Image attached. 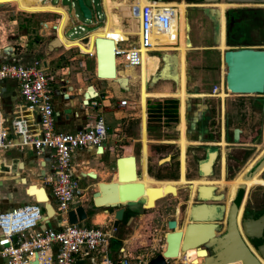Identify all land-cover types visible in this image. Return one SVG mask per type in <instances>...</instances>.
<instances>
[{"label": "crops", "instance_id": "0c3cea01", "mask_svg": "<svg viewBox=\"0 0 264 264\" xmlns=\"http://www.w3.org/2000/svg\"><path fill=\"white\" fill-rule=\"evenodd\" d=\"M119 1L122 3H127L129 5L128 6L129 10L132 13H134L137 16V18H139L138 16L139 10L143 5L159 6L160 9L168 8V7H164L165 5L174 7L173 9L174 12L179 13V17L178 19H176L175 22L176 24H178L179 27V30L175 28L176 33H180L182 31L184 33H187V25L185 19L186 6L183 3H174V4L172 3L169 4L164 2L151 3L148 2L147 0H119ZM133 10H135L136 12H133ZM173 28L174 26H172V29ZM57 31L59 34L58 36L56 33H53L52 35L55 38L54 34H56L57 43L58 45H62V47L59 46L52 48L50 46V43H48L45 46V48L41 49L40 51H37V49L31 51V49L29 50V45L24 42L25 38H21L22 41H19L20 43H17V45L20 46V50L15 48L13 45H7V46L0 45V62L7 61V62L26 64L31 62L32 60L37 59L41 62L42 67L46 71H50L53 73L52 77L56 78L58 88L57 89L49 88L50 89L49 92H51L52 95L51 102L53 106V121H54L55 131L74 132L78 129L87 127L88 124H90L93 121L94 117L99 116L102 118L106 127V132H108L107 138L105 139L102 146L100 148H85V149L74 150L71 152L70 155L69 172L74 178L77 179V185L79 189V193L75 198V205L82 206L86 214V219L84 222H82L83 224L84 223L85 224L83 225L82 223H80V225L82 224L81 226H85V227L104 226L107 228L111 227L113 229L112 239L109 241V246H108V253L111 256V258L114 259L118 257L117 250L122 248L125 251V253L130 257L131 261L134 263L149 260L150 258L155 256L165 248L164 236L167 233V231L163 233L159 245H155L154 243L150 245V250H152L151 251L152 253H149L146 256L135 255L136 250L133 251V248L134 246L136 248V240L138 244L137 246L139 248L140 246L142 247L145 245L144 240L140 241V239L145 238V236L147 237L150 236L151 232H147V227L144 224L150 222V219L152 218L153 214L156 212L159 204L172 197L170 195L164 196L161 188L163 187L165 188L166 185L174 187L176 189L175 191L176 195L174 199L175 205H178L179 203H182L183 201L186 200L188 193L187 187H189V189L190 188L193 189L192 186H194L195 180L198 179L196 177L195 178L189 177L187 179L185 178V175H187L186 174L187 166L185 161H184V166H181L180 147L177 157L180 162V176H179V163L178 160L177 163H175L176 161L173 162V160H176V158L174 159L173 155H170V162L163 163L161 165L157 164V161L163 157L161 156V154L166 151V148L171 147L172 144L174 145L173 142H178L180 140L181 122H179L178 125L179 127L178 138L176 140H174L175 138L173 137L172 134H170L171 136L170 139L162 138L161 140H159L157 137L158 131H155V128L148 129L146 126L147 113L149 112V109H152L150 110L149 114H157V112H154V109H156L155 106H158L156 104L147 103L148 100H157V99L166 100V98H176L178 101H180V99L177 96V92L149 93L146 92L143 88V93H141L142 92L141 89L139 91L140 87L138 80L131 81L129 77H126L127 91H125V93H122L121 90H119L116 85L115 86L111 85V87L104 88L103 91L98 89L97 86L95 87L92 86L93 95L90 99L95 101L97 103V106L94 109H90L89 107H86L83 104V100H84L83 95L85 89L87 88V86L84 83L85 76L82 74L78 78V74H76L77 76L76 79L70 77L66 78V72H69V70L75 69L78 71V68H80L79 67L80 60H77L78 65H74L73 67H71V69L70 68L64 69V71L59 73H57L58 69L52 70V68H49L50 64L51 65L53 64L51 63V60H54V58L58 59L64 57V52H68V49H72L68 47L69 44L65 40L66 38H64L62 36V33H60L61 29L58 28ZM66 36L70 37L69 34L67 33ZM156 38L154 36L155 44H157ZM107 39L113 42V39L111 37H107ZM63 47L67 51L61 49ZM258 48L264 49V43L258 46ZM59 49H61L62 52L54 55V52H56ZM189 49L190 48L188 47L185 51H188ZM215 49L221 51L220 47L219 48L216 47ZM157 51L165 52L167 50L159 49ZM34 52H36V54H34ZM89 52L93 54V51L81 50V54L82 53L86 54ZM168 54H172V52H169ZM22 56H24L26 59H24ZM78 56L79 54L71 58H67V60L78 59ZM59 60L60 59H58V61ZM59 62H60V66L64 64V61H59ZM146 66H147L146 57H143L142 65L138 72V78L140 77V75H142V77L144 78V85L146 78ZM50 74L49 77L51 79V83H54V80L50 76ZM100 80L109 81V79H105V78H102ZM130 86H134L136 88L135 94H129ZM151 88L147 87L146 89H148V91H151ZM141 94L142 96H144V99L141 98L142 97ZM216 97L220 98V93H218ZM256 98L257 99L255 100L260 99L259 97ZM121 100L126 101V105L123 107L118 106V102ZM168 100L170 99H167L166 101ZM74 102H76V105L74 104ZM165 105L166 103L162 107H164ZM162 107L159 108L162 109ZM256 110L257 107L255 109V112ZM179 111H180V107H179ZM142 112L144 115L143 117H142ZM24 114H28V113L24 112L22 101L18 95L17 85L14 82H10V81L0 82V119L8 121L12 117H15L17 115L22 116ZM176 114H177V110H176ZM180 114L179 116L181 117ZM159 115H161V119L167 120V118L164 117L160 112ZM254 115L255 117H257L256 113ZM26 116L28 117L29 115ZM104 117H106V120ZM226 117H228V119H231L230 124L232 125V127L238 126V124L241 122L239 118L238 119H236L235 117L230 118V116H226ZM142 119L144 123L139 129V124H140L139 122H141ZM223 125L225 127V123ZM263 125H264V120H262V125H261L262 131H263ZM224 127L222 126L221 130L222 132L226 133L227 130ZM140 130L143 137L142 143L145 137V141H146L145 144L144 143L141 144ZM217 133L219 135V131ZM243 136H245V131L240 129L239 140H238L239 142L241 141ZM191 138H192V133H191ZM218 141L219 138L216 141L205 139L202 144H198L196 142L198 145L187 146L189 147L188 151H190L189 156L193 154L197 156L196 159H201L203 155H205L204 153L205 151H203L204 148L201 147L215 146V144H217ZM189 142H195V141H189ZM197 146L200 147L198 148ZM248 146L249 145L243 146L239 144L238 146L235 147H225L224 148L225 159L223 158L224 164L227 163L228 160H233V157L230 158L228 156L230 149L241 150L243 149V147L249 148ZM216 150L219 154L218 147ZM188 151L185 150V153ZM129 155L135 158V165L137 172L139 174V176L134 179V182L148 181L154 183L156 186L146 185L147 187L146 189L154 188L156 192L152 194V196H148L146 194V191H144L143 195L146 198V204H147V206H144L145 207L144 211L142 213H138L135 215H132L131 213L128 212L129 215L126 217L124 222L120 221L117 224V226L113 228L112 227L113 215L107 214L102 209H95L91 203V195L94 191H96V185L98 183L115 181L114 161H116V159L120 157L129 156ZM142 159H144L143 160L145 164L144 168H142V164L140 163ZM46 162H47L46 155H36L35 152L30 147H6L0 149V212L17 208L24 204H29V203H24L20 205L18 202L13 201V194L12 191L9 190V188H13V191L18 193L23 192L22 193L23 196L28 198L30 200V203L34 201L35 193L33 191H29L27 195L33 196L34 198L28 197L24 193L26 191L25 189L26 185L31 184L29 186H35V189L43 188L44 194L47 197L48 185L46 181H47V176L49 175L50 168H49V164ZM3 169L8 170V172L2 171ZM224 171H225L224 176L226 177L227 171L225 169V165H224ZM88 172H92L93 177L87 176ZM30 175L32 176L36 175L37 180L39 182L37 181L35 182L31 180L29 178ZM218 178H219V155L216 164V169L211 172V176L205 177L204 179L216 180ZM16 179L23 180L24 184L21 185L20 187L14 186L12 181L17 182ZM6 182L8 183L6 184ZM32 183H36V184L40 183L41 185H35V184L32 185ZM217 191L219 190L215 188L211 190L209 197L210 201L207 199L209 203H211V206L205 204L208 215H211V213H213V208L217 206V204H219L218 201L219 194ZM3 195L5 199H3L4 198ZM200 198L201 197L199 196L198 198L194 199V201H197ZM37 202H47V199L43 200L37 198ZM166 211L167 210H165V212ZM174 211L175 208H173L170 211L169 215L168 214L166 215V219L164 220L165 228H166L165 223H167V221H169L170 219H172V217H174L175 214ZM196 212L198 215H204V212L202 211H196ZM124 213L125 212H123V214ZM44 215L45 212L43 214V217ZM46 215L50 217L52 216V213L47 211ZM96 219L102 220L101 221L102 223L97 222ZM50 223H52L50 225L51 228H55L57 226V221L54 218V215L53 218H49L48 223L42 222L44 226ZM216 224L217 225L220 224L222 226V223H216ZM221 226L219 227V230H217L216 235L222 233L224 226L223 227ZM156 247L157 249H155ZM206 252L208 253L209 250H206ZM178 255L179 258L178 256H176L175 258L177 259L175 261H171V260L168 261V264H193V262L191 261L195 259L194 252L187 253L186 255H184V257L182 254H178ZM190 256H192V258H190ZM210 260H211L210 256L209 254H207L204 258L200 257L198 259V264H212ZM98 262H99L98 256L92 254L87 258L77 260L74 264H98ZM0 264H4V262L1 259H0Z\"/></svg>", "mask_w": 264, "mask_h": 264}, {"label": "rangeland", "instance_id": "374dc122", "mask_svg": "<svg viewBox=\"0 0 264 264\" xmlns=\"http://www.w3.org/2000/svg\"><path fill=\"white\" fill-rule=\"evenodd\" d=\"M84 4L91 10L92 18L89 21H83L80 18L74 0H0V7L7 5L6 8H0V45H13L15 48L20 50V46L17 43L22 41L21 38H25L24 42L29 45V50L40 51L44 49L45 46L51 42L54 38L53 33L57 32V29L60 28L62 36L66 38L65 40L69 44L68 47L72 49H68V52H64V57L58 58L59 61H64V64L60 66V62L57 58L51 60L52 65L50 64L49 68L52 70H57L59 72L64 71V69H71L74 65H78L77 60H80L78 71L75 69L69 70L66 72V78L70 77L76 79V74H78V78L83 74L85 76V85L87 87H95L97 86L98 89L103 91L104 88L111 87V85L115 84L112 82V79L109 81L106 80H96L94 78V63H93V54L86 53L78 57V59L67 60V58H71L75 55L81 53V50L89 51L88 47V40L89 37H102L107 39V37H111L113 39L114 49L116 51L117 43L124 37H129L126 44H119L118 47H126L127 44L131 45L134 43V37L138 31V18L137 16L132 13L127 3H122L119 0H83ZM163 2V1H162ZM179 2V1H178ZM169 4H174L176 2H164ZM215 6V5H213ZM213 6H208V10H215ZM250 6H242V7H228L226 11L232 9L227 12L229 13L228 20L224 18L225 21V33H226V44L227 49H236V48H251L256 49L257 44L254 40L255 33L252 31L253 23L249 22L248 19V12H243L242 10L235 9H248ZM211 13V11H208ZM217 13V11H216ZM188 18V19H187ZM190 18V20H189ZM218 18V13H217ZM185 19L187 25V45L189 46V50L184 55L186 70L189 73L190 83L187 86L186 91L193 92L195 91V87L193 86L192 81L198 85V88L201 93L205 95H212V97L205 96L204 103L207 105V112L202 117L201 123L204 126H208L210 131L216 134L219 131V136L221 135L222 126L225 129L232 130L233 128H240L241 130L245 131V136L241 139L240 145H258L257 149L255 148H245L246 150H238L236 151V156L240 157L239 164L236 165L238 169L234 172H229V174L225 177L226 180L232 179L248 162L252 160L257 161L259 156L261 157V147L264 144V132H262L261 127L262 125V116L258 114L259 107L255 106L253 101L257 99L256 97H264V94L261 96H249V95H233L230 94L225 89L224 85V74H225V67L221 62V56L216 48L217 44H215V35H216V28L214 21H211L210 17H208L201 9L196 11H186L185 12ZM194 19V20H193ZM260 19V20H259ZM258 19V24H262V16ZM176 20L174 19L172 22V26H174ZM174 34L176 33L175 27L172 29ZM65 33V34H64ZM66 33L69 34L70 37L66 36ZM57 34V33H56ZM56 34H54L56 36ZM166 34L157 35V44L160 46L164 45V38ZM218 35V32H217ZM261 35V33H256V37ZM57 37V36H56ZM16 45V46H15ZM66 50L64 47L61 48ZM59 49L54 52V55L57 53L62 52ZM78 50V51H77ZM67 51V50H66ZM93 51V49L91 50ZM79 52V53H78ZM169 52V51H167ZM167 52H159V53H167ZM172 52V51H171ZM159 53H148L146 57L147 66H146V78H145V85L144 90L146 92H169V93H176L178 91V80L176 79L177 89L175 90L171 83L166 82H158L152 88L151 91L146 89V85L149 81L151 76L155 77L157 73V69L159 67V60L158 54ZM173 53V52H172ZM36 54V52H34ZM174 59L176 62L175 70L176 77L179 79L178 76V69L180 65V55L177 52H174ZM26 59L24 56H22ZM56 57V56H55ZM165 59V58H164ZM174 65V61L170 60V64L167 63L166 67L170 68ZM52 66V67H51ZM118 68V69H117ZM50 71H46L45 73L48 74L46 80L49 88L57 89V82L56 78L52 77L53 73ZM167 72L164 70L163 73ZM50 76L53 78L54 83H51ZM115 75L120 77H129L131 81L138 80V73L130 68L122 69L120 64L115 66ZM141 76V75H140ZM61 77V76H59ZM127 79V78H126ZM144 79V78H143ZM156 79H167L170 80L169 77L164 76H156ZM154 81L151 82V85L154 84ZM185 85V84H184ZM140 91V88H139ZM125 93V91H121ZM136 88L134 86H130L129 94H135ZM139 93V92H138ZM220 93V98L216 97ZM51 94V92H50ZM52 96V95H51ZM142 96V94H141ZM142 98V97H141ZM144 99V98H143ZM170 100L176 101L177 106V114L176 119L172 120H164L161 119V115L149 114L147 113V120L146 126L148 129L155 128V131H158L157 137L159 140L163 139H170V134L173 135L176 140L178 138V130H179V122H180V111H179V101L176 98H166ZM164 99H157V100H148L147 103L156 104L159 107H162L165 104ZM139 101V100H138ZM76 105V102H74ZM156 107V106H155ZM257 110L255 112V109ZM150 108V106H149ZM141 112V111H140ZM259 115L261 116L260 121L256 123V120L253 118ZM142 112V117H143ZM235 117L236 119H240V123L238 126L232 127L231 119L228 117ZM106 120V117H104ZM191 119H189L190 121ZM227 120V121H226ZM224 121V122H223ZM139 129L143 125V119L139 122ZM169 123V124H168ZM174 123V125L171 124ZM168 124V125H167ZM259 126V128H258ZM260 129V132H259ZM195 134V132H193ZM108 132H106L107 138ZM257 136V140L250 143V138L252 136ZM262 136V137H261ZM140 140L141 144L143 137L140 130ZM143 146V145H142ZM249 147V146H248ZM248 149V150H247ZM216 149L212 148H204L205 155L201 159H196L195 162L197 164L204 160L205 156L208 152L214 151ZM178 149L175 145H171V147L166 148V151L161 154L164 156L166 154L173 155L174 159H177ZM225 153V150H224ZM261 153V154H259ZM190 151H188L185 155L184 161L186 162V166L189 168L188 159H189ZM259 154V155H258ZM258 157V158H257ZM225 159V155H224ZM249 160V161H248ZM176 160H173L175 162ZM116 161H114L115 163ZM172 162V161H171ZM177 163V161L175 162ZM179 163V162H178ZM262 166V165H261ZM263 169V170H262ZM259 170V174L257 178L259 179L258 182L251 187L246 192V197L248 199H255L261 198L263 199L264 190L262 187L258 185H262L264 178L262 174L264 173V167ZM261 170V171H260ZM2 171H5L3 169ZM221 172V170H220ZM258 172V171H255ZM138 173V172H137ZM195 178L194 175L187 174L185 178ZM33 181H37L36 175L29 177ZM17 182H13L14 186L20 187L24 184L21 179L17 180ZM8 182H6L7 184ZM29 183V182H28ZM27 183V184H28ZM10 184V183H9ZM41 185L40 183H32V185ZM31 185V184H29ZM27 185L25 189L29 186ZM187 187V186H185ZM8 189V188H6ZM24 189V190H25ZM13 194V201L18 202L20 205L24 203H30V200L23 196V192L18 193L13 191V188H9ZM190 190V196L192 195L194 189ZM226 188L217 191L219 194V206L225 208L226 207ZM180 192V191H179ZM168 194V193H166ZM166 194H163L164 196ZM225 195V198H224ZM189 196V197H190ZM4 197V195H3ZM2 197V198H3ZM208 198V197H206ZM5 199V197L3 198ZM175 197L172 196L168 200H165L161 204H159L156 212L153 214L150 222L145 223L144 225L147 227V232H151L150 236H145V238H141L140 241L144 240V246H137L136 240V248L134 246L133 251L136 250L135 255L146 256L149 253H152L150 250V245L154 243L155 245H159L161 237L166 230L164 227V220L166 219V215L170 214V211L173 208H176L175 205ZM209 200V199H208ZM206 200L204 204L211 206V203ZM160 201V200H159ZM189 204V202H188ZM224 205V206H223ZM52 208L55 207V204L51 202ZM165 210H167L165 212ZM40 214H44V210L42 209V205H39ZM104 211V210H103ZM106 211V210H105ZM168 217V216H167ZM175 217V216H174ZM173 218V217H172ZM171 220V219H170ZM52 223L47 224V227H50ZM83 224V223H82ZM81 224V225H82ZM85 224V223H84ZM83 224V225H84ZM223 225V223H222ZM166 226V223H165ZM223 227V226H221ZM154 230V231H153ZM149 248V249H148ZM157 249V247L155 248ZM138 250V252H137ZM192 258V256H190ZM198 257L197 259H199ZM173 259L172 261H175ZM147 261V260H146ZM140 264V263H139Z\"/></svg>", "mask_w": 264, "mask_h": 264}, {"label": "water", "instance_id": "95a60500", "mask_svg": "<svg viewBox=\"0 0 264 264\" xmlns=\"http://www.w3.org/2000/svg\"><path fill=\"white\" fill-rule=\"evenodd\" d=\"M150 1L162 2V0ZM244 2L247 3L248 1ZM74 4L81 19L85 21L91 20V12L84 4L83 0H74ZM209 11L214 15L216 44L218 32L217 13L215 10L210 9ZM134 12L136 11L134 10ZM54 40L55 38L51 40L50 46L52 48L59 47L55 46ZM92 48L94 77L99 80L102 78L112 79V82L119 90L127 91V79L115 75L116 62L113 42L108 39L95 38L92 43ZM80 56L81 55L79 54L78 57L80 58ZM158 60L159 67L156 76L161 77L162 74H164V76L169 77L170 80L156 79V76H151L147 83V87L151 88L158 82H169L176 90L177 77L174 72L176 66L174 54L159 53ZM170 60L174 61V65L167 68L166 64H170ZM221 62L225 67V89L230 94L249 96H261L264 94V49H251L244 47L226 49L221 55ZM164 70L167 72L163 73ZM190 78L191 77H189V73L186 70L185 91L190 83ZM152 81H154V84L151 85ZM192 83L195 87V91H186L187 93L204 94L200 92L195 80H193ZM91 91L92 88L87 87L83 98L85 99L86 94H90L89 92ZM204 98L205 97H190L185 101V137L188 141H195L198 144H202L205 140V132L200 131L199 129L202 125L200 124L202 117L208 110L207 105L204 103ZM83 104L85 105L86 102L83 101ZM189 119L191 120L189 121ZM172 125H174V123L171 124V127ZM193 132H195V134ZM239 134V129H232L231 139L233 142H238ZM197 147L199 148L200 146ZM203 147L217 149L215 146ZM186 150L188 151L189 147H187ZM218 155L217 150L208 152L204 160L197 164L199 172V175L197 176L198 179L211 176V172L216 169ZM196 158L197 156L194 155V159ZM177 160L178 158L176 161ZM168 162H170V155L166 154L157 161V164L161 165ZM263 164L264 153L259 159H257V161H255L243 178L248 179ZM207 165H209L208 172L205 174L202 172V166ZM114 175L115 181L98 183L96 185V191L91 195V203L95 209L106 210L105 212L107 214L113 215V228H115L121 221L123 212L127 211L132 215L142 213L146 204L142 184L134 182V179L138 177L139 174L137 173L135 158L133 156L129 155L116 159ZM87 176L93 177V175L89 174H87ZM21 181L23 182V180ZM187 189L188 193L186 200L176 206L174 211L175 217L166 223L167 233L164 236L165 248L147 260L146 264H166L165 259H177L175 257L178 256L179 258L178 254H182L184 257L183 253L188 249H194L196 254L203 255V257L209 254L212 264H223L235 261H239L240 264H261L259 261L264 262V215L261 214L254 218H245V216L242 215L241 207L239 218L236 220L240 202L244 195V187L242 185L239 186L235 198L229 204L226 211L225 223L223 222V214L225 211L223 207L217 205L213 208V213H211V215L207 214V208L204 202L210 197V192L208 190L198 187L190 196V190L188 187ZM28 190L33 191L36 198L43 200L46 199L42 188L34 189V186H28L25 192ZM164 191H169L166 195L174 197L176 195V192L172 187L166 186ZM155 192L154 188L146 190L148 196H152ZM204 194H207L208 198H202V195ZM199 196L201 198L194 201V199ZM42 204L45 212L42 222L48 223L49 218H53V215L50 217L46 215V207L52 214L53 210L48 203V199L46 204ZM196 211H202L204 212V215H198ZM85 219V211L80 205H77L66 213V221L69 225L82 223ZM219 221H222L224 229L222 233L216 235L217 230H219L220 227V225H217L216 223H219ZM250 243H256V245H251ZM206 250H209V252L207 253Z\"/></svg>", "mask_w": 264, "mask_h": 264}, {"label": "built area", "instance_id": "2783aa9c", "mask_svg": "<svg viewBox=\"0 0 264 264\" xmlns=\"http://www.w3.org/2000/svg\"><path fill=\"white\" fill-rule=\"evenodd\" d=\"M172 11L173 8L143 5L139 10L137 34L132 36L134 43L118 47L126 44L129 37L117 43L116 65L138 73L142 51L145 55L157 53L153 51L157 47L154 32L168 33ZM47 76L37 59L26 64L0 62V82L10 81L17 85L24 112L28 113L8 121L0 119V149L30 147L36 155H46L50 168L47 197L50 206L51 202L55 204L51 208L57 221L55 228L44 226L43 214L39 211V205L43 204L35 200L0 212V259L4 264H74L95 254L98 264H146V261L132 262L122 248L117 250L118 257L111 258L108 253L113 233L111 227L67 224L66 213L77 206L75 198L79 193L77 179L69 172L71 152L100 148L106 139V127L102 118L96 116L85 128L74 132L55 131ZM125 105V100L118 102L119 107ZM85 106L94 109L97 103L87 99ZM168 261L165 259L166 264Z\"/></svg>", "mask_w": 264, "mask_h": 264}, {"label": "bare ground", "instance_id": "6f19581e", "mask_svg": "<svg viewBox=\"0 0 264 264\" xmlns=\"http://www.w3.org/2000/svg\"><path fill=\"white\" fill-rule=\"evenodd\" d=\"M210 6H213V5H210ZM248 6V5H247ZM7 5H4L0 8H6ZM214 8H216V11L218 13V35H217V46L216 47H220V48H224V51L227 49V44H226V34H225V21H224V13L226 11V8L228 7H234L232 5H227V4H215V6H213ZM168 8H173L174 7H168ZM172 19L171 21L169 22V28H168V33H166L165 35V38H164V46L161 47L160 45L158 44H155L157 47L153 48V51L159 53L160 51H157L159 49H166L167 51L169 52H178L180 54V65H179V69H178V76H179V79L176 78L178 80V91H177V96L178 98L180 99V103H179V107H180V111H181V117H180V122H181V125H180V130H181V137H180V140L178 142H173L174 145L176 146V148L178 149V153H179V147L181 149V152H180V155H181V166H184V156H185V150L187 148V146L189 145H198L196 142H189L186 137H184L185 135V101L187 98H196V97H205V96H209V97H212V95H205V94H190V93H187L185 91V74H186V65H185V60H184V55L187 51H185L189 46L187 45V33H184L183 31L180 32V33H177L176 35L172 32V22L173 20L175 19H178L179 17V13L178 12H174V10L172 11ZM176 15V16H174ZM174 27L179 30V27H178V24H174ZM57 33V36L59 35L58 34V31L56 32ZM163 33H160V32H157L155 31L154 32V36L155 38L157 37V35H161ZM55 36V35H54ZM101 36V35H100ZM95 37V38H101V39H104L102 37ZM94 37L90 36L89 37V40H88V44H89V51H91L93 48H92V43H93V40L95 39ZM127 37H124L122 38L119 42L121 41H125ZM154 39V37H153ZM157 39V38H156ZM111 41V40H110ZM155 41V40H154ZM157 41V40H156ZM54 44L55 46H62V45H58L57 43V37L55 36V40H54ZM114 47V46H113ZM165 51V52H167ZM142 56H141V60L143 59V57H145L146 55L144 54V51H142ZM167 52V54L169 53ZM220 53V56L222 55V51H218ZM81 54V53H79ZM82 55V54H81ZM84 55V54H83ZM116 66V65H115ZM139 87L141 89V93H143V88H144V79L142 77V75L140 76L139 78ZM85 92V91H84ZM90 94H86V98L83 100L86 102V100L91 97L93 95V92H89ZM144 98V96H142V99ZM239 129V128H237ZM240 130V129H239ZM222 131V130H221ZM232 131V130H231ZM184 132V134H183ZM264 140V139H263ZM145 137H144V141L143 143L145 144ZM172 142V141H171ZM178 145V146H177ZM239 145V141L238 142H233L232 139H231V142H228L225 138V133L222 132L221 133V136L219 138V141L217 142V144H215V146H217L219 148V178L216 179V180H207V179H204V178H200V179H197L195 180V183H194V186H192V188L194 190H196L198 187H202L203 189H206L208 190L209 192H211V190H213L214 188L217 189V190H222L223 188H226V207H225V211L227 210V207L228 205L231 203V201H233V199L235 198V195H236V192H237V189L239 188V186H243L244 187V195H243V198L240 202V207H239V210H238V213H237V217H236V220L239 218V215H240V210H241V207L244 203V200H245V196H246V192L251 188L253 187L257 182H258V174H259V170H257L258 172H255L253 173L248 179H244V175L245 173L253 166L254 164V160H252L251 162H248L232 179L230 180H226L224 179V162H223V158H224V148L225 147H235V146H238ZM258 146V145H257ZM259 147V146H258ZM257 149V147H256ZM143 153V152H142ZM261 153L263 154L264 153V144L263 146L261 147ZM259 153V154H261ZM144 154V153H143ZM258 154V155H259ZM261 154V155H262ZM125 157V156H124ZM260 157V156H259ZM143 158V157H142ZM258 158V157H257ZM144 159L141 160V164H142V168H144ZM179 161V159H178ZM249 161V160H248ZM220 163H221V167H220ZM208 167L209 165L207 166H202V172H204L205 174L208 172ZM264 167V164L259 168H263ZM6 170V169H5ZM221 170V172H220ZM263 170V169H262ZM261 171V170H260ZM6 172H8V170H6ZM140 173V172H139ZM87 174L89 175H93L92 172H88ZM140 184H142L143 186V189L144 191H146L147 187L146 185H153V186H156L154 183H151V182H148V181H142V182H138ZM27 186V185H26ZM168 187H172V186H169V185H166ZM165 186V187H166ZM158 187V186H157ZM175 191L176 189L174 187H172ZM189 188V187H188ZM34 189H35V186H34ZM44 189L42 188V191ZM162 190V193L163 194H166V193H169V191H164V187L161 188ZM30 190H28L27 192H24L26 195L27 193L29 192ZM43 194H44V191H43ZM28 196V195H27ZM45 198L48 199V197H46V195L44 194ZM28 197H33V196H28ZM208 197V195L204 194L202 195V198H206ZM34 198V197H33ZM224 198H225V195H224ZM35 201L37 202V198L35 197L34 198ZM45 199V200H46ZM9 201V200H8ZM189 202V201H188ZM37 203H44L46 204L47 202H37ZM145 206H147V204H145ZM224 206V205H223ZM47 211L50 212L47 208ZM51 213V212H50ZM53 215V214H52ZM225 217V216H224ZM97 220V219H96ZM102 220H97V222H101ZM102 223V222H101ZM100 224V223H99ZM190 252H194V257L195 259H193L191 262H193V264H198V257H203V255H200V254H196V251L194 249H188L186 250L183 254L186 255L187 253H190ZM261 264H264L263 261H259ZM223 264H240L239 261H235V262H229V263H223Z\"/></svg>", "mask_w": 264, "mask_h": 264}, {"label": "flooded vegetation", "instance_id": "af4514ba", "mask_svg": "<svg viewBox=\"0 0 264 264\" xmlns=\"http://www.w3.org/2000/svg\"><path fill=\"white\" fill-rule=\"evenodd\" d=\"M162 1L163 2L183 3L186 6L185 12L189 11V10L190 11H196L198 9H201V11H203L208 17H210L211 21H214V15L208 12L209 11L208 8H210L208 6H210V5H215V4L230 5V4H232V5L237 6L238 8L248 5L250 7L247 10L235 9V11L242 10L243 12H248V19L247 20H249V22L253 23L252 31H254L256 33H261V35H259L257 37H256V33L254 34L255 35L254 40L256 43H258L256 48L260 49V48H258V46H260L261 44L264 43V0H214V1H208V0H162ZM244 1H248V2L245 3ZM157 7H159V6H157ZM164 7H171V6L165 5ZM230 10H232V9H229V11H227V12H233ZM227 12L224 13V18H226L225 16H227V15H225V14H227ZM260 16H262V24H258V19L260 18ZM189 20H190V18H189ZM220 50L223 53L224 48H220ZM253 103L255 106L259 107L260 110L258 109V114H260L262 116V120H264V98L260 97V99L254 100ZM260 115H259V119H258V116H257V118H253L254 120L257 119L256 123H258L260 121V118H261ZM259 126L261 127L260 124H259ZM259 126H258V128H259ZM263 127H264V125H263ZM199 129H200V131L205 132V139L216 141V140H218V138H220L218 133L214 134L213 132L209 131V128L204 126V124H202L199 127ZM228 131H230V132H228ZM259 132H260V129H259ZM220 133H222V131ZM262 136H264V135H262ZM225 138H226V140L231 138V130L227 129V132L225 133ZM256 140H257V136L255 135V136H252L249 141L251 143V142L256 141ZM256 147H257V145H255V144L254 145L249 144L250 149L255 148V150H256ZM201 148H204V147H201ZM241 150L245 151L246 149L243 148ZM236 151H238V150H234V149L229 150L228 156L230 158L233 157V160H228V162L224 164L225 169L227 171L226 176L229 174V172H234L236 169H238L236 165H238V162L240 161V157L236 156V154H238V153H236ZM195 160L196 159H194V155L191 154L190 159L188 160L189 168L187 167V173L186 174L194 175L197 178V176L199 175V172L197 169V162H195ZM220 167H221V163H220ZM179 176H180V162H179ZM262 177L264 178V173L262 174ZM262 181H263V184L258 185V186L262 187L264 190V180H262ZM263 196H264V193H263ZM228 207H229V205H228ZM228 207H227V209H228ZM226 211H224V214H223V222L224 223L226 220ZM261 214L264 215V198L263 199L255 198V199L251 200L245 196V200H244V203L242 206V215H244L245 218H254V217H257ZM219 223H222V221H219ZM250 244L256 245V243H250Z\"/></svg>", "mask_w": 264, "mask_h": 264}, {"label": "trees", "instance_id": "16d2710c", "mask_svg": "<svg viewBox=\"0 0 264 264\" xmlns=\"http://www.w3.org/2000/svg\"><path fill=\"white\" fill-rule=\"evenodd\" d=\"M229 17V13H227L226 19L228 20ZM166 105L164 107H162V109H160L158 106H156V109H154V112H157V114L155 115H159V112L167 118V120H172L174 121V119H176V110H177V104L175 100H168L165 101ZM152 110V109H149ZM157 110V111H156ZM153 112V111H152ZM230 130V129H228ZM230 132V131H228ZM228 142H231V138L227 140ZM125 211V213L122 216L121 222H124V220L126 219V217L129 215V213Z\"/></svg>", "mask_w": 264, "mask_h": 264}]
</instances>
